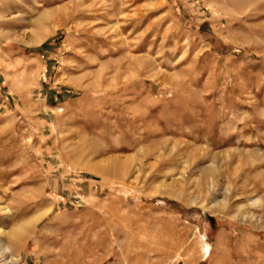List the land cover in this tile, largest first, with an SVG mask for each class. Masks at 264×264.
<instances>
[{"label":"rangeland","instance_id":"1","mask_svg":"<svg viewBox=\"0 0 264 264\" xmlns=\"http://www.w3.org/2000/svg\"><path fill=\"white\" fill-rule=\"evenodd\" d=\"M1 206L17 264H264V0H0Z\"/></svg>","mask_w":264,"mask_h":264},{"label":"bare ground","instance_id":"2","mask_svg":"<svg viewBox=\"0 0 264 264\" xmlns=\"http://www.w3.org/2000/svg\"><path fill=\"white\" fill-rule=\"evenodd\" d=\"M182 174L185 175L184 173H181L178 176V178L175 179V182L177 180L179 181V179H181L183 177ZM208 184L211 188L214 187V183L210 179H208ZM160 186L161 185H159V184L155 185L153 187V192L158 193ZM175 186H177V185H175ZM225 200L226 199H222V200L214 202L213 207H215L218 211L219 210L222 211L223 208L227 205V201H225ZM251 204L253 206H259L261 204V199L260 198L254 199L251 202ZM51 208L52 207L44 208L43 210H41V212L36 213L31 218H29V220L19 224L17 227L9 229L8 231H4V229H2V230L0 229V264H17V260L19 258V255L17 254V252L19 251L21 242L23 241V236L25 235L26 227L32 225L33 222L37 221L45 213L47 214ZM244 209H245L244 206H239L237 209L238 212H242L241 216H242L243 220L248 221V219L254 217L252 214H249L248 211H246ZM0 211H2L3 213H7V212H9V209L7 206H1ZM3 238H7V240H8L7 244H5L3 242V240H4Z\"/></svg>","mask_w":264,"mask_h":264}]
</instances>
